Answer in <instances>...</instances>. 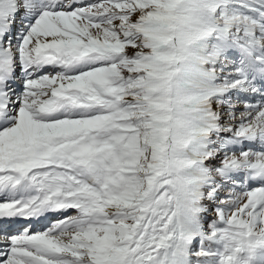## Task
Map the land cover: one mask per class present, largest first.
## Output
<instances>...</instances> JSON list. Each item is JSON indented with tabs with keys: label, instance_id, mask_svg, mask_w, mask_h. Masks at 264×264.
I'll return each mask as SVG.
<instances>
[{
	"label": "snow or ice",
	"instance_id": "6c2138e0",
	"mask_svg": "<svg viewBox=\"0 0 264 264\" xmlns=\"http://www.w3.org/2000/svg\"><path fill=\"white\" fill-rule=\"evenodd\" d=\"M0 264H264V0H0Z\"/></svg>",
	"mask_w": 264,
	"mask_h": 264
}]
</instances>
